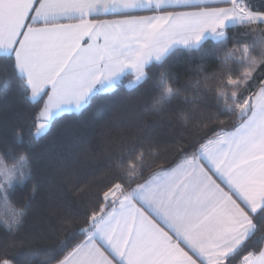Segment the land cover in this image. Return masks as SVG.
<instances>
[{"label":"snow or ice","instance_id":"snow-or-ice-1","mask_svg":"<svg viewBox=\"0 0 264 264\" xmlns=\"http://www.w3.org/2000/svg\"><path fill=\"white\" fill-rule=\"evenodd\" d=\"M237 25L248 31L233 32ZM253 33L259 41L242 39ZM209 36L215 47L204 46ZM181 49L219 60L203 80L216 112L151 177L145 152L132 149L119 160L85 218L64 220L79 224L73 230L83 239L65 244L56 264H264V11L248 0H0L3 91L15 87L37 109L28 132L17 135L21 148L32 147L57 115L83 108L122 78L134 77L128 88L143 87L157 66L163 71L151 112H162L179 95L167 65ZM221 117L239 123L232 131L211 127ZM0 175L4 199L33 180L23 155L0 163ZM25 219L22 207L5 223L9 246L36 243L21 237ZM0 264L14 261L0 251Z\"/></svg>","mask_w":264,"mask_h":264},{"label":"trees","instance_id":"trees-1","mask_svg":"<svg viewBox=\"0 0 264 264\" xmlns=\"http://www.w3.org/2000/svg\"><path fill=\"white\" fill-rule=\"evenodd\" d=\"M248 2L254 9L264 11V0ZM246 31L240 26L233 29ZM260 38L259 33L242 37L248 43ZM203 43L205 47H215L217 41L206 39ZM228 48L233 44L229 43ZM260 51L257 47L256 54ZM218 69L215 56L201 58L181 49L167 65L169 84L179 89V95L162 112H151L158 95L154 85L163 71L157 66L151 69V79L143 87L128 88L133 77L122 78L117 88L97 93L83 108L56 116L32 147L23 148L17 146V135L28 132L37 109L15 87L5 93L0 80V163L11 166L23 155L31 163L33 176L27 188L17 186L7 199L0 197V251H5L14 264H56L62 259L65 244L74 245L83 239L73 230L79 224L66 226L64 220L69 216L80 221L85 218L116 175L119 160H127L132 149L137 154L145 152L147 163L152 165L145 176L151 177L168 168L176 158L177 146L190 141L194 129L216 112L215 93L204 87L203 80ZM197 81L201 82L199 87ZM221 119L223 124L211 127L232 131V126L239 123ZM203 134L199 132L196 138ZM3 179L0 175V181ZM22 207L26 219L21 237L37 240L28 248L11 247L5 223L11 222Z\"/></svg>","mask_w":264,"mask_h":264},{"label":"crops","instance_id":"crops-1","mask_svg":"<svg viewBox=\"0 0 264 264\" xmlns=\"http://www.w3.org/2000/svg\"><path fill=\"white\" fill-rule=\"evenodd\" d=\"M203 2H205V3H212V2H214V0H203ZM141 14H143V15H150L151 13H147V12H145V13H141ZM108 18H118V17H116V16H110V17H108ZM61 23H74V21H67V20H61L60 21ZM37 27H42L43 26V22H38L37 23V25H36ZM238 26V25H237ZM207 39H211V40H213V41H216L213 37H211V36H209ZM134 79V77L132 78V80ZM129 84V83H128ZM127 84V85H128ZM72 111H74V110H72ZM68 112H70V111H68ZM63 113H66V112H63ZM63 113H60V114H63ZM59 114V115H60ZM58 116V115H57ZM160 172V171H159ZM159 172H157V173H159ZM187 250V249H186ZM111 258V257H110Z\"/></svg>","mask_w":264,"mask_h":264}]
</instances>
